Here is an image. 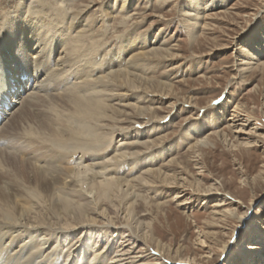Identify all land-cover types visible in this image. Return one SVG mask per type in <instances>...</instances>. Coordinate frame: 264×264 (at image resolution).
Returning a JSON list of instances; mask_svg holds the SVG:
<instances>
[{
    "label": "bare ground",
    "instance_id": "bare-ground-1",
    "mask_svg": "<svg viewBox=\"0 0 264 264\" xmlns=\"http://www.w3.org/2000/svg\"><path fill=\"white\" fill-rule=\"evenodd\" d=\"M75 1L15 0L13 8L0 4V12L5 9L0 13V264H146L148 257L157 261L154 264H194L182 257V246L172 248L156 236L154 220L166 202L154 203L155 197L142 193L161 187L164 198L169 196L183 207L192 203L193 196L212 199L219 194L216 182L202 189L198 179L185 176L188 169L176 157L155 167L162 155H168V149H157L166 135L149 139V130L166 127L178 115L179 104L172 101L177 95L172 81L149 78L144 67L164 64L178 54L159 44L161 37L155 34L138 38L131 32L116 37L106 52L110 40L104 34L112 30L109 21L115 13L125 12L119 21L124 30L137 22L136 8L129 10L134 0L129 5L125 0L120 5L102 0L98 7L103 23L98 28L97 18L91 20V6L75 7L80 0ZM208 1L187 0L181 8L191 29V46L199 38L197 26L203 15L212 4L222 6L227 0ZM260 43L236 50L237 72L244 74L250 65L264 66ZM139 93L143 99L167 103L164 109L169 115L159 114L163 107L140 106ZM128 96L135 98L131 112L124 111L130 103H113ZM183 101L189 111L197 107L191 97ZM213 102L207 105L214 110L201 114L194 131L182 130L183 141H194L187 145L193 157L213 145V136L232 150L255 147L259 141L254 137L264 138V133H257L263 128L252 123L241 105L234 104L227 118L223 116L227 103L219 108L215 104L219 101ZM224 117L225 128L208 127L209 119L218 124ZM200 132L204 135L198 137ZM126 157L134 158L129 160L142 173L131 179L117 176ZM193 161L199 165V158ZM173 163L181 167L176 174L167 168ZM221 195L213 204V217L238 218L240 226L232 233L240 235L247 213L218 210L222 200L231 199L229 193ZM143 204L154 213L146 221L138 210ZM200 237V245L206 246L205 236ZM244 248L252 252L240 254L242 264L251 259L253 264H264V249ZM231 250L229 241L221 248L222 256L229 258Z\"/></svg>",
    "mask_w": 264,
    "mask_h": 264
},
{
    "label": "rangeland",
    "instance_id": "rangeland-1",
    "mask_svg": "<svg viewBox=\"0 0 264 264\" xmlns=\"http://www.w3.org/2000/svg\"><path fill=\"white\" fill-rule=\"evenodd\" d=\"M101 1L80 0L78 6L76 4L77 0L75 1V7H82L84 4L91 6V20L97 18L96 21H99L96 24L97 28L103 23L101 17H99V7L102 6ZM123 1L116 0L118 5L122 4ZM130 1L132 0H125L126 5H129ZM186 2L187 0H134V4L129 7V10L132 13L133 9L136 8L139 12L136 11L133 14L137 22L124 30L119 21L125 12H122L119 16V13L117 15L115 13L109 21L110 25L113 26L112 30H108L109 33L104 34V38L107 37L110 40L108 45L110 48L106 49V52L111 51L116 37L131 32L138 38L147 34H155L157 37H161L158 41L159 44L171 46L178 54L177 58L164 64L144 67L147 77H155V79L160 80L168 78L172 81L177 93L172 101L177 100L176 104H179L178 115L166 127L159 125L156 130H149V139L166 135L164 142L162 141L163 144L160 143L157 149H168V155L165 157V154L162 155L163 157L155 167L165 164L171 157H176L179 163H183L188 169L187 172L185 171V176L188 175L189 178L192 176L198 179L201 182L202 189L216 182L219 194L213 195L212 199L195 198L193 196L192 203L183 207L170 201L169 196L164 198L165 194H161V187H156L153 191L145 190L142 193L148 195V198L155 197L152 199L154 203L156 201L166 202L162 207L163 211L161 210L157 214L158 219L154 220L156 236L172 248L182 246L184 250L182 257L193 259L194 264H242L240 254L248 256L247 253L252 252V249L246 250L244 247L264 249V138H262V135L261 137H254L259 141L255 147L247 149L238 146L235 150H232L213 136L211 137L213 145L203 148L199 157H193V154L187 152V145L194 141H183L182 132L185 129V132L189 129L194 131L200 123L201 114L208 115L214 110V107H210L207 103L209 101H214L213 103L219 101L215 103L219 108H221L220 103H227V112L224 111L223 116L226 115L227 117L235 105H241L245 113L250 116L252 123L263 128L258 130L257 133H264V66L259 69L255 67L256 64L250 65L252 66L251 69L241 74L237 72L236 65L238 63L236 61V50L239 47H247V43L252 44L259 40H261L260 44L264 45V0H227L222 6L210 5L211 10L203 15L199 27L197 26L198 35H200L197 42L192 46L188 44V32L191 29L188 28L189 25L181 12V8L184 7ZM208 2L210 3V0ZM0 4H7L13 8L15 0H0ZM3 11L5 9L1 10L0 13H3ZM157 19L160 21L154 23L153 21ZM134 27L135 29H133ZM159 29L163 31L160 32ZM259 34H262L263 38H260ZM251 41L253 42L251 43ZM125 59H128V56H125ZM262 59L264 61V55H262ZM255 61L253 62L255 63ZM168 63L173 64L168 65ZM250 66L247 67L250 68ZM140 95V93L137 95L138 99L136 98V101L143 99L144 95ZM182 97L184 99L186 97L193 98L196 100L197 107L193 108L192 111L188 110V106L183 108L181 103L184 102V99ZM126 98L121 103H118V101L113 103L120 106L122 103H130V106L135 100L132 96ZM166 104L161 100L147 98L139 103L140 106L163 107V109ZM126 109L124 111L131 112V106L126 107ZM159 114L167 115V110L164 109ZM185 117L188 119L183 120ZM226 117L218 124L212 123V118L209 119L208 123H211L208 127L211 126L212 131L225 128L228 123L226 122L228 117ZM201 123L207 125L206 121ZM127 124H133L138 128L136 124L130 121ZM185 125H188V127ZM226 134L229 135L227 130ZM203 135V132L197 134L198 137ZM118 139L119 137H116L115 142ZM127 158L125 159L126 166L120 168L121 170L117 176H126V178L131 179V177L133 178L142 173L143 170L137 168V164L135 165L132 162L135 161L134 158ZM198 158L199 165L193 161ZM170 166L167 167L170 173L175 172L176 174L181 170L179 165L177 167V163ZM199 166L202 168L198 169ZM174 168L177 170L175 171ZM114 171L118 173V170ZM109 173L113 174L114 172L110 171ZM221 192L223 194L229 193L231 199L222 200L224 204L218 207V210H235L234 212L237 215L247 213L241 234L235 237H233L232 232L240 226L238 218L229 217L228 215L213 217V204L220 201ZM148 207L143 204L138 208L144 215L141 218L143 221L148 220L154 214L153 210ZM165 214L167 218L163 216ZM201 234L205 236L204 240L206 241V246L203 247L199 243ZM78 239L79 236L76 237V240ZM107 239H114V237L108 235ZM116 239L118 240L119 237ZM229 241L232 250L230 257L225 259L221 254V248ZM244 243L246 244L242 246ZM78 244L77 242L75 246ZM148 259L150 263L146 264L157 262L152 257H148ZM252 260L250 264H253ZM172 264H178V261Z\"/></svg>",
    "mask_w": 264,
    "mask_h": 264
}]
</instances>
